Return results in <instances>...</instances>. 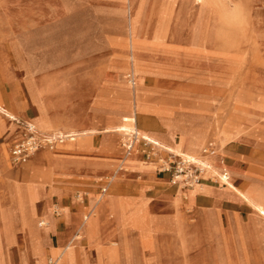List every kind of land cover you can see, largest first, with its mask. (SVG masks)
Wrapping results in <instances>:
<instances>
[{
    "label": "crops",
    "instance_id": "1",
    "mask_svg": "<svg viewBox=\"0 0 264 264\" xmlns=\"http://www.w3.org/2000/svg\"><path fill=\"white\" fill-rule=\"evenodd\" d=\"M77 6L76 27L74 29L70 26L73 40L70 45L68 29L64 28L66 37L61 50L62 98L75 99L78 108L87 112L78 120L79 125L75 126L76 135L87 137L73 141L71 146L59 148L55 152L57 156L53 155L55 153L47 156L45 152L48 150L40 148L28 163H21L24 165L4 164L3 146H8L20 136L22 126L18 123L35 117V110L25 97L22 78L19 77L25 72L19 60L28 62L38 82L41 78L45 81L47 77L50 79L53 68L52 51L46 47L42 49V39L39 38L32 40L27 55L23 53L16 57L6 49L0 53V104L8 111L12 110L19 118L18 121H11L0 114V184L6 185L9 181L22 185L29 183L25 186L28 193L23 202L25 209L33 218L38 214L40 226L49 227L45 236L40 238L45 243L39 242L37 249L45 247V254L49 255L53 246H63L72 237L75 240L81 235L74 245L73 264H84V252L91 264H99L98 249L105 253L112 246L113 239L119 241L112 235L119 232L128 235L125 237L128 238V244L120 242L121 261L126 264H132L133 261L134 264H142L143 259L146 261L148 258L149 251L138 241L137 228L120 226L116 214H111V211L127 204L142 206L144 212L149 213L153 221L158 223V237H161L164 250L162 264H181L180 242L175 232L180 223H186L188 233L193 228L204 232L208 225L217 221H221L226 228L242 225L248 229L249 225H255L253 204L230 189L223 177H229L243 192L251 190L254 183L264 185V144L255 142V136L251 134L249 137L253 143L234 136L238 135L235 131L249 112L245 114V110L239 109L230 118L219 114V109L230 103V98L228 102L223 98V91L229 87L180 78L162 71L155 58L163 55L166 49L178 50L182 39L179 33L158 34V31L176 28L179 32V23L173 19L149 18L136 24L142 44H145L139 48L138 54L154 59L147 63V71L139 72L138 85L132 88L122 77L114 75L117 71L128 75L127 69L119 65L121 62L127 63L128 59L124 56L132 52L128 49L132 25L126 19L115 17V5L111 0H83ZM4 72L10 75V79L4 77ZM68 75H71L70 91L66 86ZM17 82L21 84L22 93ZM209 95L212 96L209 105L213 108L207 111L196 110L195 104L199 97ZM243 103L241 101L240 104ZM166 109L170 112L169 120H165ZM253 111L255 114L256 110ZM124 114L132 116L131 123L134 126L129 124L125 128L120 127L119 121ZM254 121H257L256 118ZM49 122L50 118L44 115L45 130H50ZM256 130L259 132L261 129L258 127ZM131 132L142 138L145 135L151 137L160 144L151 141L145 147L144 140L140 138L134 144L137 151H128L124 140L131 137L132 134H127ZM207 137L214 140L212 146L218 158L215 165L206 163L212 166L215 174L206 171L200 184L185 187L173 181L169 172L159 171L153 166L159 155L168 156L173 153L188 156L183 153L184 150L198 153L199 146ZM224 137L223 141L220 140ZM144 148H154L157 155L145 161ZM50 163L61 164V167L54 173L53 182L46 184L41 196L36 197V188L30 182L35 181L36 168L49 166ZM105 186L107 191L102 193ZM78 193L81 195L78 196ZM100 194H108V197L103 201L104 210L95 217L92 232L81 222V216ZM5 196L0 199V203H6ZM34 200L35 208H32ZM49 202L52 204L51 211ZM55 205L68 208L69 214L53 212ZM95 206L96 202L89 213ZM130 207L134 212L135 207ZM259 224H264V220H260ZM190 234L192 243L196 244L199 237ZM248 249L251 255L253 250L264 251V245L249 246ZM33 255L35 253L28 250L20 234L15 247L11 248L9 263L43 264ZM0 264H7V261L2 259Z\"/></svg>",
    "mask_w": 264,
    "mask_h": 264
},
{
    "label": "rangeland",
    "instance_id": "2",
    "mask_svg": "<svg viewBox=\"0 0 264 264\" xmlns=\"http://www.w3.org/2000/svg\"><path fill=\"white\" fill-rule=\"evenodd\" d=\"M82 1L0 0V53H3V50L6 49L16 57L23 53L27 55L32 40L39 38L42 39L40 47L42 49L44 47L50 48L52 51L51 66L53 68L50 79L47 77L45 81L44 78H41V81L38 82L35 80L28 62L19 60V65L25 69L24 75L22 73L19 77L22 78L25 97L35 110V117L26 121L20 120L18 123L22 126L20 136L10 142L8 146L6 144L3 146L6 157L5 163L8 166L19 165L11 161L9 152H11L13 144L22 138L23 132L27 131L28 125H34L37 129L46 133L75 134V126L79 125L78 120L82 118L83 114L87 115V112L78 108L74 102L75 99L65 96L62 98L63 83L61 78L63 63L61 50L64 47L66 37L64 28L68 29L67 39L70 45L73 41L70 26H73L74 29L76 27L77 5L78 2ZM126 3L134 11L124 18L115 17L126 19L132 25L130 27L132 30L137 28L136 24L139 21L149 18L173 19L179 23V32L176 28L175 30L165 28L158 31V34L179 33L182 39L178 50L176 48L173 50L166 49L163 55L155 58L160 63L162 71L180 78H190L229 87L223 91V98L227 102L230 98V103L222 108L219 107V114L230 118L239 109L245 110V114L249 112L235 131L238 135L234 136L253 143L254 141L249 137V134H251L255 136V142L260 141L264 144V109L258 105L261 100L264 101V0H126ZM71 23L73 25H70ZM135 41H138L139 48L145 45L142 44L143 42L139 36L136 37ZM129 42L131 43V40ZM124 57L127 58V56ZM147 59L149 62L150 59L154 58L147 57ZM119 66L127 69L128 75L131 73L126 62H121ZM147 68L148 64L141 71H147ZM3 75L6 79H10L8 73L4 72ZM114 75L122 77L129 86L134 87L130 83L128 75L120 74L118 71ZM70 77L71 75H68L66 82L68 89L71 86ZM133 77L138 85L139 74ZM17 85L22 93L21 84L17 82ZM191 93L194 94L192 91ZM211 99L212 96L210 95L199 97V101H197V104H199H195L196 110H211L213 108L209 105ZM232 101L233 104H231ZM241 101L244 103L240 104ZM253 110H256L255 114ZM165 111L167 113L165 120H169L170 112L167 109ZM13 114L16 113L13 112ZM44 115L50 118L48 124L50 130L44 129ZM16 116L18 115L16 114ZM254 117L257 121H254ZM18 119L17 117L15 121H18ZM86 124L91 125L90 122ZM130 126H134V124L131 123ZM258 127L261 129L259 132L256 130ZM123 137L124 133L121 134V138ZM139 137L141 136L139 135ZM225 138L220 140L223 141ZM79 140L81 139L77 138L76 141ZM66 143V141L63 143L58 142L54 148L47 146L43 148L48 150L45 152L48 156L64 145H73L74 142ZM213 143L214 140L207 137L205 142L199 146L195 158L203 160L204 164L215 165L218 155L214 149L203 155V150L207 147L213 148ZM132 151L136 152L137 147L134 146ZM53 155L57 156V153ZM30 159L23 163H28ZM153 166L157 167L158 165L155 163ZM59 167H61V164L55 163L52 165L50 163L49 166L36 168L35 181L30 182L36 188L34 193L36 197L41 196V191L46 188V184L53 182L54 173ZM207 172L215 174L209 167ZM28 184L22 185L13 181L7 182L6 185L0 184V199L6 195L7 200L5 204L0 203V261L4 259L7 264H10L9 255L12 246L15 247L20 234L24 237L23 216L21 213L25 208L23 202L28 194L25 189ZM244 192L257 203L264 205V185L254 183L251 190ZM79 194L81 195V193H78V196ZM107 197L108 194L96 196V200L92 201L91 206L87 207L82 214L81 222L83 223L85 215L90 212L98 199L106 200ZM131 205L135 207L134 212L130 207ZM48 206L51 211L52 204L50 202ZM31 207L35 208V200L32 201ZM144 210L142 206L127 204L116 208L113 212L111 211V214H116L120 226L130 225L137 228L138 241L147 247L149 251L148 258L146 261L143 259L142 264H162L164 250L162 249L161 237H158L160 228L158 229V223L154 222L151 215L144 212ZM53 212L69 214L68 208L58 205L53 207ZM50 213L52 215V212ZM255 215L257 223L260 221V217L256 211ZM38 217L36 213L35 221L37 227L42 230L44 237L49 231V227L40 226L41 219H38ZM43 219L51 223L50 220ZM185 221L182 220V222ZM206 231L200 232L193 228L190 233L197 234L199 237L198 242L193 244L191 234L187 232L181 223L175 229L180 242L181 264H264V257L259 253L260 250L259 252L253 250L252 254L249 255L251 250L248 249L249 246L262 247L264 245L262 242L264 239V224L259 226L251 224L248 229H244L242 225L236 228H226L221 224V221H217L208 225ZM112 235L114 238L119 239V241L113 239L112 243L115 242L118 245H112L108 250L117 251V257L99 258L98 256L97 261L99 264H126L121 261L122 256L119 246L120 242L127 244L128 238L125 239V236L128 235L119 232ZM79 237L81 238V235ZM69 241L63 246H53L49 255L45 254V247L37 249V246L30 247L25 244L33 254L36 251L33 257L38 262L48 264L51 259L57 261V257L65 250ZM76 243H78V240L74 241V244L66 253L68 260L63 263L57 261L56 264H73L75 260L73 252ZM100 251L98 249V252ZM82 257L84 264H91V260L85 252ZM132 264H134V261Z\"/></svg>",
    "mask_w": 264,
    "mask_h": 264
},
{
    "label": "bare ground",
    "instance_id": "3",
    "mask_svg": "<svg viewBox=\"0 0 264 264\" xmlns=\"http://www.w3.org/2000/svg\"><path fill=\"white\" fill-rule=\"evenodd\" d=\"M111 1L115 5L114 9H115V16L116 17L124 18L127 15H129V13H132L134 11L133 8L131 6H129V4L126 3V0H111ZM112 8H113V5H112ZM138 36H139V31H138L137 28H134L132 30L131 43H130L129 48H128L132 52L131 53L129 52V57L127 56L128 62L126 63V65L128 67V70L131 72L128 75V77L130 78V83L132 84V86H134V88L137 87V84H136L135 78L133 76H135L136 74H139L141 69H144L147 66V63H148L147 57H144V56L142 57V56H140L138 54L139 53L138 41H135L136 37H138ZM258 105L264 109V101L261 100ZM0 114H3L5 117L9 118V120H11V121H15L17 119V116L15 114H13L10 111H8L2 105H0ZM132 121H133V118H132L131 115H122V117H121V119L119 121L120 127L125 128L129 124H131ZM28 127L30 129H33L34 131H36V133L38 135H45V136H48V137H61L62 141L60 143H63L64 141L73 142V141H76L77 138L82 139L83 137H87V136H85L83 134L82 135H76V134H73V133H69V134H64V133H61V132H58V133H46V132H43V131L37 129V127L34 126V125H28ZM145 136H144V138H147V139H149L150 141H152L154 143L160 144L159 141H157L155 139H152L151 137H148V136L145 137ZM197 140H198V138H197ZM197 140H195L194 142L196 143ZM183 153L188 155L187 157L191 156L190 158L198 159L199 161H201L204 164L203 160H201L199 158H195L197 156V154H196L197 152L196 153H190L189 151L184 150ZM0 160H1V158H0ZM3 162L4 163L6 162V157L5 156H3ZM204 165H206V164H204ZM208 167L210 169H213L212 166H208ZM223 179L227 183V185L230 187V189L237 191L245 200H247L248 202L253 204L255 211L258 213V215L260 217V220H264V205L257 203L255 200H253L251 197H249L245 192L240 191L237 188V186L233 182L230 181L229 177L227 178V177L224 176ZM104 200L105 199H102V200L98 199L97 203H96V206H95V209L91 213L86 214L85 217H84L83 224L88 226L89 229H91L90 231H92V232H93V227H94L95 220H96L95 217L98 215V213H100V212H102L104 210V206H103L104 205V203H103ZM21 214L23 216L22 217V221H23V225H24V240H25V243L28 246H30V247L31 246L32 247L33 246L36 247L39 242H42L40 238L43 237V232H42V230H40L37 227L35 218H33L26 211L25 208H24V210L22 211ZM258 222L255 224V226H259L260 225ZM182 225L185 228L187 227L186 223H183ZM79 236L75 240H78L80 238ZM125 237H127V236H125ZM75 240L72 238L69 241V244L67 245L65 250L62 251L61 254L57 257V261L58 262L60 261V262L63 263L64 261L68 260L66 253L71 248V246L74 244ZM262 242L264 243V239H263ZM127 244H128V239H127ZM112 245L113 246H117L118 244L114 242V243H112ZM259 253L261 255H263L264 251L260 250ZM117 254H118L117 251L113 252V251H109L108 250L105 253H102V250H101L99 252V258H103V257H106V256L110 257V258H113V257L115 258V257H117ZM69 255H70V253H69ZM50 261H53V264L57 263V261H54L52 259ZM106 263H108V262L106 261Z\"/></svg>",
    "mask_w": 264,
    "mask_h": 264
},
{
    "label": "built area",
    "instance_id": "4",
    "mask_svg": "<svg viewBox=\"0 0 264 264\" xmlns=\"http://www.w3.org/2000/svg\"><path fill=\"white\" fill-rule=\"evenodd\" d=\"M144 140V146H148L152 142L147 138L139 137L137 133H133L124 141V145L128 151H131L134 144L139 139ZM61 137H48L38 135L33 129L27 128L23 132L22 138L13 144L11 147V159L14 164L26 162L31 155L43 147L54 148L58 142H61ZM213 148L207 147L203 150V155L209 153ZM144 160L149 161L157 152L154 148H144ZM157 168L159 171L169 172L173 181L182 184L185 187H193L202 181V177L207 171V166L198 159H193L184 155H174L170 153L168 156H157ZM107 191V187L102 188V193ZM58 214H60L58 212ZM49 264H53L50 261Z\"/></svg>",
    "mask_w": 264,
    "mask_h": 264
}]
</instances>
